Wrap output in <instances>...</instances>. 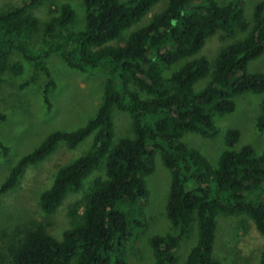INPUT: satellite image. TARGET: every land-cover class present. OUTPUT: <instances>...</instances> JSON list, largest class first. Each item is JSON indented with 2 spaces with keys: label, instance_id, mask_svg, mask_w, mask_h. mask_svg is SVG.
Here are the masks:
<instances>
[{
  "label": "trees",
  "instance_id": "16d2710c",
  "mask_svg": "<svg viewBox=\"0 0 264 264\" xmlns=\"http://www.w3.org/2000/svg\"><path fill=\"white\" fill-rule=\"evenodd\" d=\"M44 1L0 11V83L12 56L20 53L50 78L44 91L49 106L47 88L54 81L46 60L55 53L73 69L106 67L105 91L83 126L54 130L21 155L1 191L14 188L26 167L48 157L58 142L73 149L90 136V149L60 166L41 192L42 209L54 213L69 195L85 190L102 163L104 175L94 179L83 199L68 204L64 226L34 222L8 242L6 253L0 251V264H129L130 247L148 227L146 176L155 171L157 156L171 174L165 209L173 230L150 238L154 264L177 262L181 241L194 223L197 242L184 264H223L214 255L222 215L247 216L264 236V148L260 153L252 144L227 148L214 167L184 141L187 132L217 136L216 115L233 113L236 98L246 92L264 93V71H248L249 63L264 54V0L256 4L252 22L242 0H166L153 14L164 0H82L84 22L78 29L71 26L75 7L64 1L50 7L40 30L30 8ZM37 32L40 47L31 41ZM220 32L246 35L222 47L213 60L200 55L208 38ZM114 108L127 111L132 123L131 135L116 144ZM256 127L264 131V99ZM238 139L239 131L231 130L228 145ZM0 148L9 155L2 141ZM259 264H264V247Z\"/></svg>",
  "mask_w": 264,
  "mask_h": 264
},
{
  "label": "rangeland",
  "instance_id": "374dc122",
  "mask_svg": "<svg viewBox=\"0 0 264 264\" xmlns=\"http://www.w3.org/2000/svg\"><path fill=\"white\" fill-rule=\"evenodd\" d=\"M29 0H0V11L15 4ZM70 1L77 17L71 25L78 29L83 25L84 9L82 0H45L30 8L40 20V30L50 17V7ZM231 0H220L222 3ZM246 18L252 22V13L261 0H242ZM166 0L154 8L151 14L160 11ZM40 32V31H39ZM33 34L34 47H40L41 34ZM238 32L234 36L217 33L208 38L200 55L213 60L219 50L234 39L245 36ZM36 49V48H35ZM11 58L10 67L1 73L0 83V141L10 147L8 156L3 155L0 148V251L6 253V245L14 237L21 235L24 228L34 222H48L55 226H64L67 219L68 204L76 199H83L94 179L104 175V164L94 171L86 181L85 190L67 197L64 204L54 213H46L40 203L41 192L50 186L58 168L82 154L92 144V136L85 139L76 148H69L64 141L57 144L56 149L45 159L31 164L22 173L17 185L2 192L1 186L8 177L12 166L19 157L36 148L46 136L54 130H75L83 126L94 116L102 102L106 67L94 71H82L69 67L59 54H51L46 65L51 73L54 85L47 88L50 105L44 101V91L50 78L43 69L35 68L20 53ZM174 66L166 71L169 75ZM248 71H264V54L252 60ZM264 93L246 92L236 98L237 107L233 113L216 115L219 126L217 136L208 138L198 133L187 132L184 136L191 147L200 149L209 158L214 167L218 166L219 156L227 148H239L244 144H252L260 153L264 148V131L256 127ZM113 119L116 126V144L123 136L131 135V116L127 111L114 108ZM239 131V139L233 146L228 145V134L231 130ZM150 189V198L145 204L147 229L140 233L138 239L129 250V264H154V254L150 246V238L164 235L173 230L167 217L165 205L169 195L171 174L157 156L155 171L146 176ZM245 217V218H244ZM219 232L214 252L215 257L223 264H259L264 247V236L257 229L255 222L247 216H219ZM61 236L59 228L51 230ZM198 237L197 224L180 244L178 260L175 264H184L196 244Z\"/></svg>",
  "mask_w": 264,
  "mask_h": 264
}]
</instances>
